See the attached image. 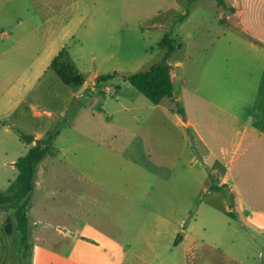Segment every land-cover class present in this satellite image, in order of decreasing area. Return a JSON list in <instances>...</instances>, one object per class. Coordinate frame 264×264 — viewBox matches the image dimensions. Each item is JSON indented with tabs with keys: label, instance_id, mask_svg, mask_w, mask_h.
Segmentation results:
<instances>
[{
	"label": "crops",
	"instance_id": "crops-1",
	"mask_svg": "<svg viewBox=\"0 0 264 264\" xmlns=\"http://www.w3.org/2000/svg\"><path fill=\"white\" fill-rule=\"evenodd\" d=\"M224 1L227 8L218 5L216 0H212L211 8L230 31L242 36L237 41L254 54L246 77L249 82L228 92L232 98L220 96L222 101L213 98L217 93L209 92L207 108L200 107L202 120L196 121L186 115L188 98L193 95L198 101L206 99L199 95L198 84L194 89L187 87L188 81L178 71L183 63L170 60V55L167 62L174 95L146 107L154 112L159 110L160 115L165 116L171 105H181L178 111L184 116L176 115L177 123L202 146L201 150H183L177 156H190L187 171L206 175L200 168L206 165L208 173L218 178L217 185H206L203 190L216 193L223 188L229 192L237 190L236 180L231 175L232 166L225 167V164L241 150L244 159L241 174L252 176L255 172L257 175L254 183L256 210L248 209V202L240 191L239 195L232 196L234 207L226 206L225 211L237 212L245 225L263 234L264 207L260 206H264V27L260 24L258 27L255 21L257 16L264 14V2ZM83 4L58 1L57 8L50 7L48 14L62 13L64 18L60 25L49 24L44 29L42 25H31L23 29L25 34L14 41L9 64L0 62V136L19 137L23 142L21 157L36 140L58 130L51 150L37 166L31 192L34 200L30 210L35 218L37 242L45 237L50 240L47 245L49 264H201L199 258L196 263L192 261L197 256L198 235L186 229L178 233L190 215L188 206L181 199L153 194L156 190H166V179L158 177L156 169L137 161L139 157L133 144L138 134L130 123L113 119L115 114L131 108L120 96L114 108L97 95L98 88L103 86L102 91L112 96L113 91L107 83L114 78L98 82V76L116 73L126 83L124 76L131 73H126L125 65L114 52L98 62L94 48L88 50L89 59L96 67L88 70L84 39H77L74 46L69 45L77 30L83 28L86 35L100 27L99 15L103 14V9L96 1L92 6L88 0ZM73 14L79 18L73 21L69 17ZM231 46L230 43L227 48ZM64 48L84 77L79 87L64 84L51 68L52 60ZM229 51L225 48V59ZM7 53L6 50L0 52V58ZM109 61H114V71L101 73V66ZM40 107L44 110L40 111ZM20 131L33 136V143L25 142ZM212 142L220 144L218 150L210 145ZM57 143L69 145L56 146ZM19 157L12 159V168ZM153 175L158 179L155 190L150 184ZM251 178L248 177V181ZM174 188L183 190L181 184ZM44 226L52 230H40ZM0 227L7 233L2 215ZM60 235L63 241L57 240ZM35 246V253L40 254L38 251L43 247ZM180 250L182 256H179ZM210 255L207 250L205 256L210 258ZM34 258L42 260L39 255Z\"/></svg>",
	"mask_w": 264,
	"mask_h": 264
},
{
	"label": "rangeland",
	"instance_id": "rangeland-1",
	"mask_svg": "<svg viewBox=\"0 0 264 264\" xmlns=\"http://www.w3.org/2000/svg\"><path fill=\"white\" fill-rule=\"evenodd\" d=\"M58 1L60 0H0V52L5 50L9 52L7 55L2 54L0 62L4 65L9 64L8 57L12 54L14 41L19 35L25 34L23 29L31 25H42L43 29L49 24L60 25L64 18L62 13L48 14L50 7L57 8ZM86 1L71 0L79 6H84L83 3ZM88 1L90 6L96 1L103 9V14L99 15L100 27L86 35L81 28L74 34L75 38L69 42L70 46H74L78 43L77 39H84L87 51L84 57L86 69L96 67L89 59L88 50L94 48L99 57L98 62L110 52H114L115 57L125 65L126 73L144 70L164 58L167 48L161 45V41L168 34L180 45L171 54L170 60L183 63L178 71L188 81L187 87L194 89L198 84L199 95L206 99L198 101L193 95L188 98L186 115L196 121L202 120L200 107L207 108L209 92L217 93L213 98L217 97L222 101L220 96L232 98L233 95H228V92H234L235 89L249 82L246 77L251 70L250 58L254 54L237 41L242 36L230 31L224 20L220 19L218 13L211 8L212 0L196 3L188 0ZM69 17L73 21L79 18L74 14ZM257 18L255 22L258 27L259 24L264 27V14ZM86 24L87 22L84 21V25ZM230 43L232 46L227 48ZM225 48L230 49L226 59ZM114 67V61L104 62L99 71L110 73L114 71ZM107 86L113 91V95L110 96L102 91V86L97 92L102 100H107L115 108L118 106L116 99L120 96L126 106L131 108L129 111L123 110L115 114L113 119L126 120L137 132L138 137L133 144V149L139 157L137 161L156 169L159 173L158 177L165 178L168 183L165 191L156 190L153 194L161 198L181 199L188 206L190 215L185 218L178 233L181 234V229H186L198 235L197 256L192 261L196 263L199 258L201 264H264V233L260 234L255 227L245 225L237 212L229 214L225 211L226 206L234 207L232 196L239 195L240 191L248 202V209L252 212L256 210L254 183L257 181L255 180L257 175L255 172L252 176L241 174V164L244 161L241 150H238L232 160H227L225 164V167L232 166L231 175L236 180L237 190L229 192L228 189L223 188L220 189V193L203 190L206 185H217L218 178L216 174L208 173L210 170L206 165L200 167L206 175L187 171L190 156L187 158L177 156L183 150L197 151L201 150L202 146L200 142L194 140L191 133L187 134V130L177 123L176 115L184 116L181 110L178 111L181 105L178 107L171 105L166 115L162 116L159 110L157 112L149 110L146 106L152 103L128 82L124 83L123 77L119 74L115 75ZM96 107L100 109L99 106ZM39 110L43 111L44 108L40 107ZM22 144L17 136L13 138L0 136L1 192L7 191L9 182L17 175L18 170L16 167L12 168L10 163L12 159L23 153ZM61 145L69 144H56V146ZM210 145L215 150L220 146L218 142H212ZM53 150L56 151L57 148ZM158 163H161V166H158ZM199 163H203L202 159H199ZM209 168H212L211 164ZM248 177H252V180L248 181ZM157 180L156 175L151 177L150 184L154 190ZM176 184H181L183 190L176 191L174 188ZM33 200L31 193L27 210L30 221L28 251L21 242L13 210H0L3 226L7 230L6 233L0 227V264H49L47 245L50 240L45 237L40 240L42 243H38L34 233L35 218L33 211L30 210ZM43 229L52 230L48 226L40 230ZM59 237L60 239L57 240L63 241V236ZM37 244L43 247L38 251L40 254L35 253ZM207 250L211 254L210 258L205 256ZM36 255L42 260H35ZM179 256H182L181 250Z\"/></svg>",
	"mask_w": 264,
	"mask_h": 264
},
{
	"label": "trees",
	"instance_id": "trees-1",
	"mask_svg": "<svg viewBox=\"0 0 264 264\" xmlns=\"http://www.w3.org/2000/svg\"><path fill=\"white\" fill-rule=\"evenodd\" d=\"M190 2L195 0H188ZM218 5L227 8L224 0H216ZM161 45L166 46L167 51L164 58L157 63L151 64L148 68L124 76L125 80L142 93L152 104H159L164 98H171L174 95V87L171 79L170 65L167 60L170 55L179 48V44L166 34ZM51 68L57 73L62 82L66 85L79 87L84 82V77L78 71L74 62L68 56L66 48L62 49L51 62ZM114 74H103L98 76V82H105L112 79ZM58 133L55 130L46 137L38 139L27 153L19 157L14 165L18 174L10 182L6 192L0 191V210L12 209L16 220V228L20 233L24 249L28 251L29 244V195L34 189V180L38 164L46 157L51 150L53 141ZM20 137L27 143H33L34 138L29 134L20 131ZM179 237L176 239L178 242Z\"/></svg>",
	"mask_w": 264,
	"mask_h": 264
}]
</instances>
